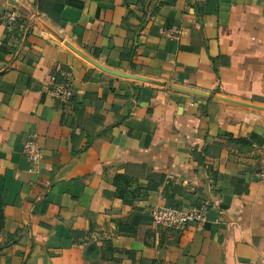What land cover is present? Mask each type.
Listing matches in <instances>:
<instances>
[{"label":"crops","instance_id":"crops-1","mask_svg":"<svg viewBox=\"0 0 264 264\" xmlns=\"http://www.w3.org/2000/svg\"><path fill=\"white\" fill-rule=\"evenodd\" d=\"M13 1L0 0V264H264V110L250 107L264 109V0H72L56 20L41 11L55 0ZM61 71L69 103L50 93ZM168 204L206 205L207 223L156 230Z\"/></svg>","mask_w":264,"mask_h":264},{"label":"built area","instance_id":"built-area-1","mask_svg":"<svg viewBox=\"0 0 264 264\" xmlns=\"http://www.w3.org/2000/svg\"><path fill=\"white\" fill-rule=\"evenodd\" d=\"M24 21V16L19 12L4 14L2 22L9 28H13L19 22ZM169 37L179 39L180 32L172 29ZM62 81L51 89L50 93L54 99L62 103H69L73 98V79L68 71H61ZM24 154L29 161L37 163L41 155L37 144L30 140L24 145ZM258 178L264 180V161L259 169ZM208 208L206 205H193L185 209L170 206L155 207L151 212L152 225L156 230L169 231L181 234L190 226L201 228L207 223Z\"/></svg>","mask_w":264,"mask_h":264},{"label":"trees","instance_id":"trees-1","mask_svg":"<svg viewBox=\"0 0 264 264\" xmlns=\"http://www.w3.org/2000/svg\"><path fill=\"white\" fill-rule=\"evenodd\" d=\"M66 5H69V6H73V7H77V8H81V4H79L78 2L76 1H72V0H55V5L53 6L52 8V11H48L46 10L43 5H41V11L42 12H45L47 14H49L51 17L55 18H58L59 15L58 14H61V12L63 11L64 7ZM24 29H25V21L23 22H19L18 24H16L12 30H11V35L14 34L15 37L17 39H20L22 38V36L24 35ZM7 40L5 42H3V45L1 46V51L2 53H5V54H9V50H7ZM80 109V107H78L77 111ZM70 119V118H69ZM69 119L66 121L67 124H68V121ZM253 139H257L256 137H252ZM260 144H264L263 141L260 140ZM90 144H87V147H89ZM114 184H115V187L117 189V196L121 199H123L125 202H127V187L132 184V180H130L129 178H127L126 176H123V175H119L115 178V181H114ZM133 199H141V196H135L133 197ZM168 206L170 207H175L173 205H170L168 204ZM177 208V207H175ZM180 209V208H178Z\"/></svg>","mask_w":264,"mask_h":264},{"label":"water","instance_id":"water-1","mask_svg":"<svg viewBox=\"0 0 264 264\" xmlns=\"http://www.w3.org/2000/svg\"><path fill=\"white\" fill-rule=\"evenodd\" d=\"M7 1H9L11 4L16 5V2H14L13 0H7ZM174 89L182 91V92L190 93V94H193V95H196V96H206L205 94H203L201 92H197V91H194V90H189V89L182 88V87H174ZM223 100L229 101V102H234L232 100H226V99H223ZM250 107L264 110L263 108H259V107H254V106H250Z\"/></svg>","mask_w":264,"mask_h":264}]
</instances>
